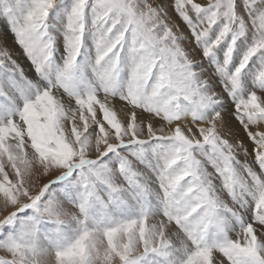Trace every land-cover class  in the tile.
<instances>
[{
	"label": "snow or ice",
	"instance_id": "6c2138e0",
	"mask_svg": "<svg viewBox=\"0 0 264 264\" xmlns=\"http://www.w3.org/2000/svg\"><path fill=\"white\" fill-rule=\"evenodd\" d=\"M0 264H264V0H0Z\"/></svg>",
	"mask_w": 264,
	"mask_h": 264
},
{
	"label": "bare ground",
	"instance_id": "6f19581e",
	"mask_svg": "<svg viewBox=\"0 0 264 264\" xmlns=\"http://www.w3.org/2000/svg\"><path fill=\"white\" fill-rule=\"evenodd\" d=\"M8 40H9V42L11 43V37L10 36H8ZM18 50V49H17Z\"/></svg>",
	"mask_w": 264,
	"mask_h": 264
},
{
	"label": "rangeland",
	"instance_id": "374dc122",
	"mask_svg": "<svg viewBox=\"0 0 264 264\" xmlns=\"http://www.w3.org/2000/svg\"><path fill=\"white\" fill-rule=\"evenodd\" d=\"M11 37V36H10Z\"/></svg>",
	"mask_w": 264,
	"mask_h": 264
}]
</instances>
